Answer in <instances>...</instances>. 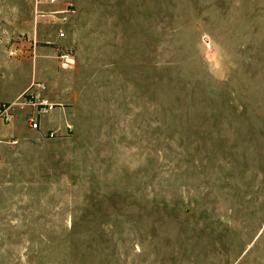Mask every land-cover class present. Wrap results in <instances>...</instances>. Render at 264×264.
<instances>
[{"label":"rangeland","instance_id":"obj_1","mask_svg":"<svg viewBox=\"0 0 264 264\" xmlns=\"http://www.w3.org/2000/svg\"><path fill=\"white\" fill-rule=\"evenodd\" d=\"M73 2L0 0V264H264V0Z\"/></svg>","mask_w":264,"mask_h":264},{"label":"built area","instance_id":"obj_2","mask_svg":"<svg viewBox=\"0 0 264 264\" xmlns=\"http://www.w3.org/2000/svg\"><path fill=\"white\" fill-rule=\"evenodd\" d=\"M33 14L35 19L42 17L50 19V23L54 28L57 38L63 39L66 36L68 27L76 15V7L73 0H33ZM57 60L61 70L70 69L75 62L72 51L68 49L61 50L57 55ZM35 86L40 90L44 89L42 85L36 84ZM28 97L27 105L37 108V115L48 112L52 109V106L45 101H40L36 104L32 100V94H28ZM2 107L0 115L4 121L9 122L10 116L7 107ZM38 107H40V110H38ZM38 126V121L32 119L31 127L37 129Z\"/></svg>","mask_w":264,"mask_h":264},{"label":"crops","instance_id":"obj_3","mask_svg":"<svg viewBox=\"0 0 264 264\" xmlns=\"http://www.w3.org/2000/svg\"><path fill=\"white\" fill-rule=\"evenodd\" d=\"M0 74H1V65H0ZM34 78H36V75H35V77ZM33 79V78H32ZM1 79H0V85H1ZM29 86H30V84H29ZM28 86V87H29ZM28 87H25L20 93H19V95H18V97H17V99H19V97L23 94V92H25L27 89H28ZM18 101V100H17ZM13 101H11V100H6V99H3V100H1L0 99V105L1 104H8V106H7V108H9L10 109V107L11 106H14L13 105V103H12ZM17 103V102H16ZM9 104H10V106H9ZM51 112H53V110H51L50 112H47V114H50ZM40 115H42V114H40ZM45 114H43L42 116H44ZM62 117V116H61ZM61 117H59L58 118V121H60V120H62V118ZM66 116H65V114H64V119L62 120L63 121V123L62 122H60V124L57 126V127H48V125L49 124H47V122H45V121H42V123H41V121L39 120V127L41 128L42 126L44 127V128H47V131H51V130H56V128L58 129V128H60V129H62V126L64 127L65 126V122H66Z\"/></svg>","mask_w":264,"mask_h":264},{"label":"trees","instance_id":"obj_4","mask_svg":"<svg viewBox=\"0 0 264 264\" xmlns=\"http://www.w3.org/2000/svg\"><path fill=\"white\" fill-rule=\"evenodd\" d=\"M2 106H5V107H7V106H8V104H4V105H2Z\"/></svg>","mask_w":264,"mask_h":264}]
</instances>
